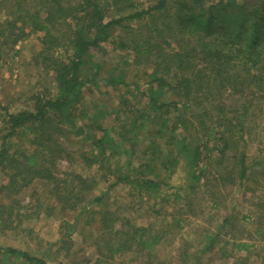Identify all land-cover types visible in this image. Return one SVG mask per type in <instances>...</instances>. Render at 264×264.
Here are the masks:
<instances>
[{
	"label": "trees",
	"instance_id": "16d2710c",
	"mask_svg": "<svg viewBox=\"0 0 264 264\" xmlns=\"http://www.w3.org/2000/svg\"><path fill=\"white\" fill-rule=\"evenodd\" d=\"M31 37L40 42L33 63L53 84L19 112L0 104V168L8 178L0 186V232L12 222L17 192L31 184L47 185L63 210L82 203L97 182L73 171L80 160L113 179L108 190L122 184L155 213L169 203L196 209L200 194L245 185L253 200L245 223L254 222L264 248V163L248 153L252 140L264 138V0H0V58ZM94 53L108 57L99 63ZM110 216L103 213L98 242L104 258L130 245L154 254L163 235L150 226L127 232L129 223L118 229ZM182 222L174 217L166 226L182 229ZM65 225L63 239L76 228L64 222L60 231ZM216 237L207 236L203 251L228 245ZM234 246L247 253L245 264L261 248ZM0 264L51 263L0 244Z\"/></svg>",
	"mask_w": 264,
	"mask_h": 264
},
{
	"label": "rangeland",
	"instance_id": "374dc122",
	"mask_svg": "<svg viewBox=\"0 0 264 264\" xmlns=\"http://www.w3.org/2000/svg\"><path fill=\"white\" fill-rule=\"evenodd\" d=\"M39 49L38 38L31 37L11 50L8 60H3L4 54L0 58V104L12 113L26 109L32 103L33 96L41 91L44 85L53 84L52 76L42 77V68L33 63V56ZM3 53H6L5 48ZM103 55L108 57L107 54L94 53V61L102 62ZM109 55H113V61L118 58L115 53L111 52ZM103 67L100 75L107 71V68ZM117 97L115 95L113 99L116 101ZM252 141L253 144L251 143L248 150L250 159L264 163V138ZM80 145L78 142L79 147ZM258 149H263L262 154L258 153ZM68 166L69 163L65 159L59 161L60 170H65ZM73 167L77 174L97 182L93 192H86V199L75 209L63 210L55 203L47 185L36 183L23 188L16 194L18 200L11 216L12 222L0 232L1 245L29 251L51 264H245L247 253L245 250H239L234 243L247 242L257 243L261 248L251 249L246 264H264V248L254 234V222L245 223L244 219L245 216H253L249 209L253 200L250 199V193L245 194V185H228L220 188L218 193L200 194L202 202L193 206L196 209L183 206L182 209L173 210L169 208V203L168 208L159 209L155 213L153 208H150L152 206H149L148 199L139 194H131L122 184L108 190L114 183L113 179L103 177V173L96 168H89L80 160L75 161ZM156 177L154 176L157 181L165 180L163 173ZM7 181V175L0 168V186ZM107 190L108 194L103 203L94 205L80 214L90 199L102 195ZM2 201L3 195L0 192V202ZM216 201L218 206L215 207L213 203ZM105 211L111 215V220L115 219L113 226L118 229H121L122 224L129 223L124 226L127 232L131 226H150L152 234L163 235L154 254H138L134 252L133 245H130L128 251L117 254L115 258H104L100 254L98 242L99 236L107 227L102 219ZM18 213H21V219L24 221L21 225L17 224ZM174 217L183 219L182 229L176 224L173 228H167L166 225L172 224ZM228 217L233 221L230 225L223 226L224 219ZM64 222H74L76 228L63 239L62 234L66 233L69 227L65 225L61 232L60 227ZM106 231L109 232L107 229ZM212 232L217 234L216 242L223 240L228 242V245L223 247L221 243L212 251H203L209 240L207 236ZM65 239H68V242L65 243ZM103 253L108 254L106 250Z\"/></svg>",
	"mask_w": 264,
	"mask_h": 264
}]
</instances>
